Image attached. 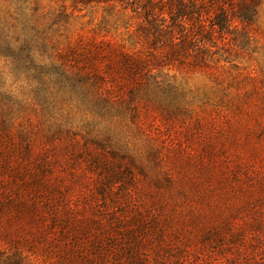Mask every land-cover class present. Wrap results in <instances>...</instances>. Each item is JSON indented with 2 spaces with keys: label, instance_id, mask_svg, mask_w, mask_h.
Instances as JSON below:
<instances>
[{
  "label": "trees",
  "instance_id": "1",
  "mask_svg": "<svg viewBox=\"0 0 264 264\" xmlns=\"http://www.w3.org/2000/svg\"><path fill=\"white\" fill-rule=\"evenodd\" d=\"M262 1L70 0L71 13H54L39 0H8L0 9V264H212L214 254L202 253L214 245L208 223L174 216L162 188L161 198L139 189L160 161L132 140L145 134L141 113L179 105L165 71L222 59L218 43L244 45ZM100 5L123 31L119 43L61 41L68 15ZM157 173L161 187L170 182ZM194 240L200 253L190 250ZM228 246L213 264H236Z\"/></svg>",
  "mask_w": 264,
  "mask_h": 264
},
{
  "label": "rangeland",
  "instance_id": "2",
  "mask_svg": "<svg viewBox=\"0 0 264 264\" xmlns=\"http://www.w3.org/2000/svg\"><path fill=\"white\" fill-rule=\"evenodd\" d=\"M39 3L46 12L58 13L63 6L72 12L70 0ZM8 4L0 0V9L7 11ZM67 23L61 41L119 43L123 32L102 5L68 15ZM249 31L252 37L244 45L241 38L218 43L222 59H208L204 67L167 69L179 105L170 114L141 113L145 134L132 140L145 155L155 149L160 161L154 170L150 160L151 170L139 178V189L161 198L162 188L174 216L208 223L214 245L201 251L214 254L212 264L224 261L223 243L230 244L223 250L236 264L264 262V0ZM1 66L6 69V62ZM155 173L170 182L161 187ZM190 247L200 253L195 240Z\"/></svg>",
  "mask_w": 264,
  "mask_h": 264
}]
</instances>
